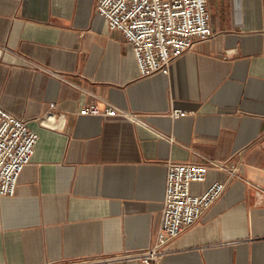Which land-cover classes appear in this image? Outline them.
I'll list each match as a JSON object with an SVG mask.
<instances>
[{"label":"crops","instance_id":"crops-1","mask_svg":"<svg viewBox=\"0 0 264 264\" xmlns=\"http://www.w3.org/2000/svg\"><path fill=\"white\" fill-rule=\"evenodd\" d=\"M207 5L215 36L140 77L96 0H0V106L38 134L0 196V264H140L127 256L154 243L170 161L210 163L192 194L224 189L156 264H264V0Z\"/></svg>","mask_w":264,"mask_h":264},{"label":"built area","instance_id":"built-area-1","mask_svg":"<svg viewBox=\"0 0 264 264\" xmlns=\"http://www.w3.org/2000/svg\"><path fill=\"white\" fill-rule=\"evenodd\" d=\"M96 11L110 30H118L130 44L140 77L168 74L171 63L195 43L215 36L210 25L207 0H96ZM55 104L50 103V109ZM187 112L174 109L173 117ZM80 115L124 114L113 105H84ZM64 114L49 110L43 117L60 121ZM55 123V122H54ZM56 125V124H55ZM38 134L26 120L0 106V196H13L18 177L31 161ZM212 164L224 168L222 164ZM209 162L167 163L165 194L158 231L152 246L127 257L140 264H156L167 253L166 243L192 225L222 193L224 183L215 180L202 193L192 194L190 184L206 179ZM108 259L106 262H111ZM97 263V262H96ZM80 261L67 264H96ZM64 264V263H60ZM97 264H104L98 262Z\"/></svg>","mask_w":264,"mask_h":264},{"label":"bare ground","instance_id":"bare-ground-1","mask_svg":"<svg viewBox=\"0 0 264 264\" xmlns=\"http://www.w3.org/2000/svg\"><path fill=\"white\" fill-rule=\"evenodd\" d=\"M44 121H48L49 122V125H54L55 124L51 118H45L43 120V123H44Z\"/></svg>","mask_w":264,"mask_h":264}]
</instances>
